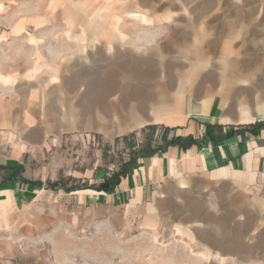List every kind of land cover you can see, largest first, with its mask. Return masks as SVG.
Instances as JSON below:
<instances>
[{
    "label": "rangeland",
    "instance_id": "rangeland-1",
    "mask_svg": "<svg viewBox=\"0 0 264 264\" xmlns=\"http://www.w3.org/2000/svg\"><path fill=\"white\" fill-rule=\"evenodd\" d=\"M94 14L109 37L95 41ZM0 75V132L27 145L21 169L41 185L0 187V264H264L262 172L121 189L135 167L114 190L96 189L136 151L162 145L188 102L222 123L244 122L247 106L249 123L264 126V0H0ZM109 83L115 92L98 100ZM137 90L155 101L168 90L171 122L153 123L148 108L131 129L113 118L100 129L98 102L132 112ZM38 123L51 128L45 138L22 142Z\"/></svg>",
    "mask_w": 264,
    "mask_h": 264
},
{
    "label": "crops",
    "instance_id": "crops-1",
    "mask_svg": "<svg viewBox=\"0 0 264 264\" xmlns=\"http://www.w3.org/2000/svg\"><path fill=\"white\" fill-rule=\"evenodd\" d=\"M103 16V14L91 15L90 25L95 28V31H99L98 35L100 36H98L95 41H99L102 37H109L105 34L104 30H100V28H97L96 25L103 23ZM108 17L110 20L113 19L112 16ZM140 21L148 23L149 19L146 16H143L140 18ZM113 22H115L112 27L113 37L118 39L122 36V28L125 22L122 19ZM231 23L233 22L229 21L227 24L229 29L233 26ZM242 23H245L244 20ZM201 50L202 51L200 52H198V50H194L193 54L197 59L201 60L200 63H203V61L206 60L208 53L203 48H201ZM222 61L223 63L221 68H226L227 61L225 62L224 58H222ZM108 76L110 79L113 74H109ZM116 87V83H109L107 88L102 87L104 90L100 89L101 97L99 98L98 96V100H104V98L110 97L114 93ZM137 92L140 93L141 91L139 92L137 90ZM142 93L144 92L140 93V102L137 104V108H134L132 112H127L124 109V107L127 106L126 102H124V106H122L120 102H113L109 105H107L106 102H99L100 110L98 111V114L100 116L97 120L98 127L100 129L107 127V119L113 118L116 120V124L120 129L123 128L122 126L125 124V127H128L127 129H131L134 127L131 118L134 114L140 116V110L144 109L143 112H145L146 108L150 109L153 123H170L171 121L169 120V116L170 114L173 115L176 109L173 107V109H171L167 103L168 100L165 97L169 94L168 90L162 91L160 95H157L156 101L152 99L154 96L151 93ZM133 97L135 99V93H133ZM149 99L152 102H150L149 105H146L145 108L143 103L147 102ZM200 102L195 101L192 103H186L184 107V116H178L181 121L172 124L171 126H166L167 128L172 129V131H179L177 135L173 137L187 138L193 136L192 138L198 140L200 143H196L195 145L186 148L179 146L170 147L165 152H159L152 157L138 160L134 172L126 179L122 180V183L120 184L121 189L127 190L135 188L136 190L141 189L142 191L148 192L152 189L161 188L162 192H164L167 185L172 182H175L176 184L177 181H181V179L191 182L192 179H196L202 175L209 178V174L211 173L212 175L214 173L215 174L214 176H210L209 179H211V181L215 179L221 183H225L229 180L227 177H224L228 173H264V126L262 127L260 124L262 122L258 121L259 124L249 123L255 119L247 113V106H243L241 107L243 111V118L241 119L244 122L239 121L238 123H222L217 119V113L215 112L218 111L209 109L210 107H207V105ZM101 107L103 109H101ZM35 109H38V104ZM24 111L26 117V104L24 106ZM209 111L211 112L208 113ZM30 125L31 126L25 128L22 133V137L24 138V140L22 139V142L24 143L28 141V138H31L32 140H36L38 138L42 141V139L49 133L48 129H51L50 126H47L44 123ZM52 128H54L53 125ZM208 132H214L215 136L212 134L211 136H205ZM225 134L228 136H222ZM15 138L17 137L13 136L11 138L12 141H10L2 134V132H0V184L1 187L10 185L11 188H21L22 193H26V187L29 185L33 187L34 185L31 183L35 181H32L24 176V169H18L21 168V159L25 158V154L27 153V145L17 144ZM9 149L12 150V153H9ZM9 168L18 169L16 171V177L12 179L7 178L8 174L13 172L12 169L9 171ZM7 202V204L10 203L9 200ZM2 204L3 203L0 202V208ZM151 213L156 215V212L153 209L151 210Z\"/></svg>",
    "mask_w": 264,
    "mask_h": 264
},
{
    "label": "trees",
    "instance_id": "trees-1",
    "mask_svg": "<svg viewBox=\"0 0 264 264\" xmlns=\"http://www.w3.org/2000/svg\"><path fill=\"white\" fill-rule=\"evenodd\" d=\"M152 127H153V129H156V126H151V128ZM163 131H164V133L162 135V142H163L162 145H160L156 148H151V145H148L144 149H140V150L136 151V157H132L130 159V161L127 162V164L124 166L123 169H121L119 172L115 173L111 177V179L105 180L104 183L100 184L98 187H96V189L98 191H103V192H110V191L114 190V188L120 184L121 179L125 178L135 168L137 161L139 159L152 157V156L158 154L159 152H165L170 147L179 146L182 148H186V147L193 146L196 144L191 136L187 137V138L172 137L170 139L168 135H169V132L172 131V129L164 127ZM11 169L13 172H11V174H8V176H7L8 179H12V178L16 177V171L18 169L20 170L21 168H18V169L9 168V171ZM0 171H1V169H0ZM31 184H33V183H31ZM34 186H41V185H35L34 184ZM0 187H1V184H0ZM67 191H71V190L68 189ZM73 191H75V190H73Z\"/></svg>",
    "mask_w": 264,
    "mask_h": 264
},
{
    "label": "bare ground",
    "instance_id": "bare-ground-1",
    "mask_svg": "<svg viewBox=\"0 0 264 264\" xmlns=\"http://www.w3.org/2000/svg\"><path fill=\"white\" fill-rule=\"evenodd\" d=\"M147 76H149V75H147ZM104 90V89H103ZM105 92H108V91H105ZM115 92V91H114ZM140 92V91H139ZM113 93V92H112ZM138 93V92H137ZM141 93V92H140ZM110 95V94H109ZM145 96V95H144ZM146 96H147V94H146ZM99 103V102H98ZM121 104V103H120ZM144 104V103H143ZM113 106V105H112ZM144 106V105H143ZM168 106V105H167ZM122 107V106H121ZM166 107V106H165ZM123 108V107H122ZM139 108V107H138ZM140 108H141V106H140ZM145 108H146V105H145ZM101 109H103L102 107H101ZM109 110H111V109H109ZM133 110V109H132ZM140 110V109H139ZM146 110H147V108H146ZM143 111H144V109H143ZM108 112V111H107ZM116 112V111H115ZM126 112V111H125ZM115 114V113H114ZM131 114V113H130ZM137 115V114H136ZM120 116V115H119ZM122 116V115H121ZM125 116V115H124ZM120 118V117H119ZM123 124V123H122ZM126 125V124H125ZM128 128V127H127Z\"/></svg>",
    "mask_w": 264,
    "mask_h": 264
}]
</instances>
